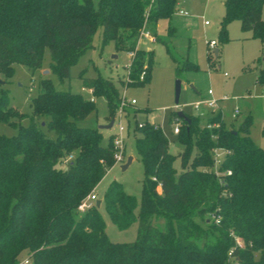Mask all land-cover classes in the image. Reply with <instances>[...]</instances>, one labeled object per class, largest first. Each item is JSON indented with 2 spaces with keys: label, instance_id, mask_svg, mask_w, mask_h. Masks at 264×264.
I'll return each mask as SVG.
<instances>
[{
  "label": "trees",
  "instance_id": "trees-1",
  "mask_svg": "<svg viewBox=\"0 0 264 264\" xmlns=\"http://www.w3.org/2000/svg\"><path fill=\"white\" fill-rule=\"evenodd\" d=\"M176 4L0 0V76L9 83L15 63L33 71L42 68L49 48L52 73L69 79L101 27L103 46L114 42L118 51L134 52L126 80L81 75L94 97L106 98L113 119L123 99L117 83L143 86L150 80L153 53L138 47L143 25L154 34ZM223 7L222 41L228 40L231 21L263 40L264 0H224ZM176 69L193 71L197 65L185 59ZM256 81L264 84V68ZM6 84H0V124L17 127L18 133H0V264H18L24 257L34 264H264V148L249 136L250 116L228 128L218 113L207 122L217 126L207 128V123L200 126L199 114L186 113L189 123L179 118L176 135L183 148L178 154L169 151L160 124L135 121V150L144 172L141 198L137 201L113 180L104 206L121 230L137 222V235L132 242H114L96 203L79 210L115 165L114 136L105 144L100 128L79 124L97 111L95 100L43 78L25 126L28 114L12 105ZM214 147L228 151L219 170L230 174H214ZM177 159L180 170L174 165Z\"/></svg>",
  "mask_w": 264,
  "mask_h": 264
},
{
  "label": "rangeland",
  "instance_id": "rangeland-1",
  "mask_svg": "<svg viewBox=\"0 0 264 264\" xmlns=\"http://www.w3.org/2000/svg\"><path fill=\"white\" fill-rule=\"evenodd\" d=\"M223 1L177 0L175 12L183 9L187 13L183 17L190 20L191 29L186 30L182 25V27L176 26L177 21L180 22L182 19V16L178 14L174 15L171 21L160 20L154 34L161 41L151 42L141 38L138 43L139 48L151 50L153 53L149 82L143 86L130 87L117 83L121 93L128 99H135L136 104L124 107L122 115L120 114L121 120L117 117V110L114 126L102 128L108 125L112 118H109L110 110L106 98L96 96L94 100L97 111L79 123L82 126L100 128L104 134L103 142L106 144L110 136L116 134L121 122L125 128L123 132L125 157H134L132 163L124 170L122 163L115 164L95 189L99 199L103 200L100 209L107 224V234L114 242H132L137 235V222L121 230L111 221L104 206L107 189L113 180L122 183L123 190L134 196L137 201L141 198V181L144 172L135 150L137 137L133 130L135 121L148 120L151 123L160 124L168 138L169 151L178 154L183 146L172 131L175 118L179 120L177 116H174L175 112L182 110L185 114L191 115L201 113V127L213 114L220 113L222 125L228 128L238 126L246 116H251L249 136L257 146L264 148V136L261 131L264 99L260 97L263 90L262 84L256 81L258 70L261 65H264V37L262 41L254 38L250 32L241 30L238 21H231L227 26L228 40L222 41L219 35V22L224 14ZM98 2L99 0H95L96 4ZM205 20L209 21L208 25L204 24ZM174 26L177 29L175 28L176 31L173 32L170 27ZM102 35V28H97L92 36L93 47L72 67L69 79H61L58 74L52 73L49 48L44 51L40 69L33 71L27 65L14 64L15 73L12 77H8L9 83L5 86L9 91L12 105L24 115L28 114L27 118L22 120L23 125L27 126L30 123L28 116L32 113L31 100L41 90L43 78H51L58 89L81 93L88 99L93 95L83 86L81 75L88 78L100 75L116 82L121 79L126 80L125 65L129 60L128 53L118 51L114 42L103 46ZM212 40L216 42L214 48L209 45ZM216 48L218 49L217 58L213 53ZM188 54L189 60L197 65V70L178 71L176 68L181 66ZM178 79L181 81V92L179 103L176 105L175 82ZM208 89L213 91V97L217 99V107L208 108L201 105L199 109H194L192 104L201 97L200 95H206ZM224 96H227V99H223ZM235 107L240 110V113L233 117ZM0 133L13 136L18 133V128L2 123ZM62 165L65 167V164ZM174 165L177 170H180L178 159ZM157 189L160 191L159 187Z\"/></svg>",
  "mask_w": 264,
  "mask_h": 264
},
{
  "label": "built area",
  "instance_id": "built-area-1",
  "mask_svg": "<svg viewBox=\"0 0 264 264\" xmlns=\"http://www.w3.org/2000/svg\"><path fill=\"white\" fill-rule=\"evenodd\" d=\"M180 14H186V12H184L183 10L179 11ZM204 24L207 25L209 24L208 20L204 21ZM141 38H146L150 41H154V36L151 34L150 30L148 29L146 23L143 25L140 35H139V39H138V43L140 41ZM210 47L214 48L216 46V42L215 41H210L209 42ZM128 63L125 65V68L127 69V74L130 70V66L132 63V60L134 58V52H129L128 53ZM226 75V73H225ZM145 76V70H143L141 72V78H143ZM128 79V76H127ZM262 96L264 97V84H262ZM92 93V90H91ZM208 97L200 99L198 101H195L192 106L194 109H199L201 105H204L208 108H215L217 107V99L214 98L212 96V90H208ZM91 99L93 100L94 97H91ZM223 99H227V96H224ZM136 101L135 99H128L125 95H123V99L122 102L120 104V107L118 109V116L120 117L123 113V109L126 106H132L135 105ZM240 113V110L238 108H234L233 114L232 116L235 117L236 115H238ZM121 114V115H120ZM117 117L115 118V121L117 120ZM121 120V117H120ZM142 123H139V126H141ZM217 125L215 124H206L207 128H213L216 127ZM179 127H180V123L179 120L175 118V123L173 126V133L177 134L179 131ZM125 131V128L123 126V124H121V122L119 123V129L116 132V134L114 135V149H115V154H114V158H115V164L118 163H124L126 161V157H125V144H124V138H123V132ZM228 151L226 149L220 148V147H214L211 150L212 153V159H213V165H212V170L214 172V174L216 176H221V175H228L230 174L229 170H226L225 172H221L219 170V166L221 165V162L224 158V155L227 153ZM72 157H69L68 159H65L64 162L62 164H66L67 161H69ZM98 200V196L96 194L95 191H93L91 194H89L87 196V198L82 202V204L79 206V210L80 211H85L87 210L89 207L93 206L96 201ZM215 222H218V218H215ZM18 264H34L33 260L30 259L29 257H24L20 260V262ZM233 264H238L237 262H233Z\"/></svg>",
  "mask_w": 264,
  "mask_h": 264
},
{
  "label": "water",
  "instance_id": "water-1",
  "mask_svg": "<svg viewBox=\"0 0 264 264\" xmlns=\"http://www.w3.org/2000/svg\"><path fill=\"white\" fill-rule=\"evenodd\" d=\"M213 53H214V55H217L218 49L216 48ZM0 84H3V85L6 84V81L4 79H2L1 76H0ZM180 92H181V81L178 79L175 82V104L176 105L179 103ZM177 117L181 118L182 120L186 121L187 123L190 122V118L182 110L177 111ZM114 124H115V117L112 119V121L108 125L102 126V128H111L114 126ZM131 159H132V157L128 156V158L126 159V162H124L122 165L123 170L128 167V165L131 162ZM101 203H102L101 199L96 201V204L98 207L101 206Z\"/></svg>",
  "mask_w": 264,
  "mask_h": 264
},
{
  "label": "crops",
  "instance_id": "crops-1",
  "mask_svg": "<svg viewBox=\"0 0 264 264\" xmlns=\"http://www.w3.org/2000/svg\"><path fill=\"white\" fill-rule=\"evenodd\" d=\"M180 10H183V9H180ZM179 10V11H180ZM179 11L178 12H174V14L171 16V18L172 17H175L174 15H176V14H178V15H180V16H182L181 18V20H180V22L179 21H177L178 23V25H176V26H183L184 28H186V30H190L191 29V27H192V25H191V22H190V20L187 18L186 19V17H183L184 15H186V14H180L179 13ZM184 11V10H183ZM171 18L169 19L170 21H171ZM169 21V22H170ZM180 23V24H179ZM158 25V24H157ZM208 25V24H207ZM176 26H174L173 28H171L170 27V30H172L173 32L174 31H176V29H177V27ZM181 26V27H182ZM176 28V29H175ZM151 34L153 35V33L151 32ZM154 36V41H157V38H159V37H157L156 35H153ZM159 40H161L160 38H159ZM154 41H151V42H154ZM262 41V40H261ZM138 47H139V45H138ZM116 57V56H115ZM185 59H189V54L186 56V58ZM260 68H264V65H261L260 66ZM259 68V69H260ZM257 77V76H256ZM191 88H193V86L191 87ZM90 90V89H89ZM208 90H211V89H208ZM208 90H207V92H208ZM90 92H91V90H90ZM92 94V93H91ZM201 97L198 99V100H200V99H203V98H206V97H208L209 95H208V93H206V95L204 94V95H200ZM212 96H213V91H212ZM94 97V96H93ZM260 97H261V99H264V97L262 96V93H261V95H260ZM198 100H196V101H198ZM235 108H237V107H235ZM197 114V113H196ZM200 115H201V113H200ZM216 115V114H215ZM212 116H214V114L213 115H211L210 117H212ZM251 117V116H250ZM209 118V117H208ZM252 118V117H251ZM207 119V118H206ZM206 121V120H205ZM204 121V123L206 124V122ZM261 131H262V134H263V136H264V114H263V116L261 117ZM132 157V159H131V162H130V164L132 163V161L134 160V157L133 156H131ZM128 158V157H127ZM126 158V159H127ZM126 162V161H125ZM129 164V165H130ZM123 165V164H122ZM128 165V166H129ZM113 168V167H112ZM111 168V169H112ZM110 169V170H111ZM98 200H99V196H98ZM103 205V200H102V203H101V206ZM100 206V207H101Z\"/></svg>",
  "mask_w": 264,
  "mask_h": 264
}]
</instances>
